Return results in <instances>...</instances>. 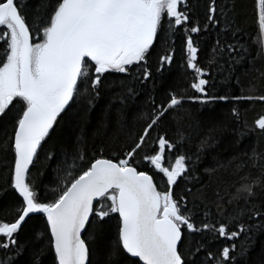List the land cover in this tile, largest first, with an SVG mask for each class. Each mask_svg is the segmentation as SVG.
Instances as JSON below:
<instances>
[{
    "label": "snow or ice",
    "instance_id": "6c2138e0",
    "mask_svg": "<svg viewBox=\"0 0 264 264\" xmlns=\"http://www.w3.org/2000/svg\"><path fill=\"white\" fill-rule=\"evenodd\" d=\"M255 10L264 37V0H255ZM213 29L218 38L205 62L199 37ZM220 37L236 39L221 0H0V154L11 156L7 187L18 193L17 205L7 209L13 219H0V250L5 253L0 264H14L26 245L32 248L31 264H42L47 254L50 264H240L237 256H246L247 245L237 253L233 243L213 255L203 240L212 233L227 240L243 233L250 240L251 232L264 230V149L243 152L233 174L250 170L227 199L215 191L221 217L215 222L194 219L195 205L188 206V197H196L192 188L185 187L184 194L173 190L189 177L199 183L192 176L191 157L181 152L190 139L184 132L194 127L186 102L264 104V93L256 94L260 88L255 84L249 85L248 94L243 89L239 95L214 93L213 67L224 71L219 60L226 58L231 77L248 52ZM177 38L186 53L181 55L186 87L177 85L160 103L150 97L148 111L136 118L143 126L130 131L123 107L139 94L136 84L154 79L149 63L153 57L157 72L173 65ZM259 51H264V42ZM254 70L257 80L264 81V71ZM114 73L123 76L112 80ZM108 88L119 89L115 99L122 109L115 123L124 133L123 146L110 156L100 149L89 158L81 128L73 150L64 153L60 186L42 193L32 172L39 171L41 157L44 163L53 159L50 145L60 125L81 98L84 115L90 113ZM108 115L98 134L108 127ZM231 119L239 125L237 143L249 135L264 141V114L249 127L233 107ZM169 121L177 128L175 140L158 131ZM222 131L223 125L214 128L200 150ZM206 171L214 175L217 169ZM228 206H233L231 213ZM34 214L46 218L45 227L21 242Z\"/></svg>",
    "mask_w": 264,
    "mask_h": 264
},
{
    "label": "trees",
    "instance_id": "16d2710c",
    "mask_svg": "<svg viewBox=\"0 0 264 264\" xmlns=\"http://www.w3.org/2000/svg\"><path fill=\"white\" fill-rule=\"evenodd\" d=\"M222 6L226 7L228 20L235 25L236 39L231 37H220L221 40H227L228 43L239 44L240 49H248L243 62L235 64L234 71L229 77V63L225 59H220L219 63L224 71H220L213 67L212 75L215 81L213 89L216 95L223 94H241L243 89L244 94H248L247 89L250 84H255L260 88V92L264 93V81L257 80L258 72L254 69L264 71V51H259L261 42H264V37L259 35L257 24V15L255 10V0H221ZM200 21L203 23V2L200 8ZM223 31V29H221ZM218 33L213 29L208 34H201L199 43L201 47V58L207 62L212 56V48L216 46ZM196 35L194 34V40ZM250 41V43H249ZM181 55L186 53L181 52V40L176 39V57L170 68H165L161 72L156 71V58L153 57L149 61L152 66L154 79L145 83L144 86L136 84L138 95L126 102L123 111L126 115L128 128L130 131H139L143 126V121H138L137 115L143 114L149 109V98L154 97L157 103L167 99L168 93L177 85L186 87L188 77L185 75V70L182 67L183 60ZM3 52L0 51V57ZM239 60V57H237ZM123 74L114 73L112 80L121 77ZM237 79L239 84H237ZM119 89H105L95 101V107L86 116L81 108L83 98L77 102V108L73 109V113L65 118L63 123L57 130L56 136L51 142V147L55 152L53 159L46 163L43 162L37 165L39 171L32 172V181L38 186V190L42 193H48L54 188H58L61 181L64 179V153L71 152L78 138L81 137V128H83L84 151L87 157L91 158L93 154L99 155V150L103 149L105 156H110L118 148L122 147L124 133L117 127L115 123L116 113L122 109L121 103L115 99ZM235 107L241 112L243 118L247 121L249 127L253 125L255 119L264 114V104L260 102H223L217 101L212 105H201L199 102L188 101L185 104V109L191 113L193 121V129L186 130L185 136L190 137L185 146L181 148V152L191 157L190 164L194 166L192 176L199 179V183L189 177L184 184L178 181L179 187L174 186V193L184 194L185 187L192 188L196 197L189 196V208L194 207V219L199 221L207 218L208 221L215 222L221 217L216 214L217 197L214 194L219 189L220 194L227 199L229 193L234 192L235 188L241 182V176L250 169L245 168L244 172L233 174V169L236 164L240 163L244 157L243 152L251 151L252 147L258 146V150L264 149V141L256 135H249L237 143L236 128L238 124H234L231 119V109ZM106 113H108V127L98 134V129L105 121ZM83 117V120H82ZM86 121V122H84ZM198 125V127H196ZM224 126V131L216 132V139L210 142V146L200 150V144L214 128ZM159 134L167 136L175 140L177 138V128L174 121L166 123L162 130H158ZM155 133L153 136L155 137ZM197 156L199 159H197ZM235 158V160H234ZM11 156L5 157L0 154V219L12 220L13 216L7 214V209L17 205L18 193L7 187L9 177L8 162ZM234 162L229 166V161ZM220 164L225 167H219ZM216 168L217 171L211 175L206 169ZM42 172V174H39ZM253 176L256 175L255 169L251 170ZM163 188V185H160ZM197 189H200L197 192ZM198 197V198H197ZM228 213L233 211V206L227 207ZM207 214V217L206 215ZM231 224V217H228ZM46 218L43 215H34L33 219L28 222L20 235L21 242H27L32 237L35 231H42L45 227ZM115 224V221H113ZM235 230V229H233ZM251 239H246L245 235L235 240H227L224 237H218L215 233L207 234L204 237L203 243L205 249L213 253L220 252L223 247L230 246L235 243L237 245L236 252L239 253L241 246L247 245L248 251L245 257L237 256L240 264H261L264 258V230L253 231L250 233ZM14 256L13 253H9ZM5 253L0 250V258H3ZM200 259H204L203 256ZM32 248L25 246L21 255L14 257V264H31ZM42 264H50V254L42 258Z\"/></svg>",
    "mask_w": 264,
    "mask_h": 264
},
{
    "label": "water",
    "instance_id": "95a60500",
    "mask_svg": "<svg viewBox=\"0 0 264 264\" xmlns=\"http://www.w3.org/2000/svg\"><path fill=\"white\" fill-rule=\"evenodd\" d=\"M34 215H42V214H34Z\"/></svg>",
    "mask_w": 264,
    "mask_h": 264
}]
</instances>
